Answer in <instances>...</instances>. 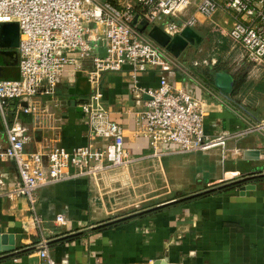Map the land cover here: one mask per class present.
<instances>
[{
  "label": "crops",
  "instance_id": "obj_1",
  "mask_svg": "<svg viewBox=\"0 0 264 264\" xmlns=\"http://www.w3.org/2000/svg\"><path fill=\"white\" fill-rule=\"evenodd\" d=\"M192 16L197 19L194 30L202 36L208 21L196 14L194 8L186 17ZM214 20L222 25L224 36L231 21L223 13H217ZM181 58L176 59V66L165 76L178 88L207 102L208 135H236L228 142L224 154L220 150L204 154V162L201 167H194L192 175V181L203 186L190 194L242 175L264 174V92L256 88L264 82L263 74L256 75L255 69H251L248 78L258 79L248 80L252 86L232 97L214 87L209 69L202 76ZM79 66L67 68L54 96L38 95L29 104L15 101L13 112L8 105L6 119L0 115L1 149L7 147V127L16 121L29 138L25 145L27 152L47 154L57 147L72 151L89 144L96 148L106 144L89 137L87 118L80 105L90 94L86 71L91 63L85 60ZM7 73L18 77L17 67ZM161 76L159 72H147L139 74L135 82L131 70L125 67L102 78L103 102L109 119L123 127L126 150L134 158H146L151 153L146 139L136 134V113L148 99L137 90L158 87ZM136 95L141 98L139 104ZM28 106L32 111L25 114L22 109ZM251 126L253 132L244 134ZM246 151L259 152V158L246 160ZM214 155L220 157L213 159ZM171 160L170 157L143 160L140 166L153 163L163 170L173 167ZM210 167L216 171H210ZM107 181L106 177L99 181L79 178L42 187L35 194L36 203L31 210L26 198L18 192L15 164L0 159V256L33 248L44 239L50 242L47 251L55 264H264V177L242 183L232 192L218 191L73 235L122 217L115 215L119 198L108 196L100 186ZM184 195L188 194L181 196ZM58 217L64 219V224L57 222ZM63 237L68 238L53 242ZM39 262L38 249L0 260V264Z\"/></svg>",
  "mask_w": 264,
  "mask_h": 264
},
{
  "label": "built area",
  "instance_id": "obj_2",
  "mask_svg": "<svg viewBox=\"0 0 264 264\" xmlns=\"http://www.w3.org/2000/svg\"><path fill=\"white\" fill-rule=\"evenodd\" d=\"M191 8L221 33L223 27L214 17L223 13L231 21L225 37L264 74V0H0V22H16L20 29L18 77L0 78L2 118L6 119L11 100L29 104L38 95L54 96L67 68H80L88 60L90 94L80 108L87 118L90 139L106 143L101 148L89 144L72 151L57 147L47 154L27 152L29 138L22 124L16 121L8 126L7 147L0 148V159L15 164L18 192L31 210L36 192L45 186L79 178L99 181L143 160L213 150L225 153L236 135L206 133L207 102L172 84L165 75L172 72L176 59L147 33L131 26L134 16L140 15L149 28L159 26L174 37L186 27H196L197 19L186 17ZM125 67L135 82L139 74L163 75L158 87L137 90L148 98L136 113V134L146 139L151 152L146 158H134L126 150L124 129L110 121L103 102V75ZM136 99L141 103L140 96ZM29 107L22 111L30 113ZM253 130L248 127L244 134ZM56 220L64 224L62 217ZM46 243L43 239L38 244L39 264H55Z\"/></svg>",
  "mask_w": 264,
  "mask_h": 264
},
{
  "label": "rangeland",
  "instance_id": "obj_3",
  "mask_svg": "<svg viewBox=\"0 0 264 264\" xmlns=\"http://www.w3.org/2000/svg\"><path fill=\"white\" fill-rule=\"evenodd\" d=\"M201 32L204 40L199 50L190 48L181 58L190 63L191 68L195 69L197 73L202 76L205 75L211 62L213 68L227 70L231 74H236L238 71L250 67L255 69L256 75H259L260 70L252 67L251 63L245 60L243 52L234 48L225 35L223 36L221 32L215 31L209 21L208 26ZM222 37L225 38L222 39ZM260 73L262 72L260 71ZM256 77L250 76L247 80L256 81L258 79ZM208 153L170 156L173 167H167L163 170L159 167L156 168L153 163L116 170L108 174L106 177L108 181L100 186L108 196L114 195L116 199L119 198L116 201L119 205L116 207L115 213L117 214L115 215L132 214L170 201L172 198L175 199L176 196L190 194V192L201 188L203 184L193 182L192 175L194 174V167H201L204 162L203 158L206 157L204 154ZM219 157L214 155L213 159ZM188 164L192 165V168L188 169ZM178 166H181V168ZM209 170L216 171L212 167Z\"/></svg>",
  "mask_w": 264,
  "mask_h": 264
},
{
  "label": "water",
  "instance_id": "obj_4",
  "mask_svg": "<svg viewBox=\"0 0 264 264\" xmlns=\"http://www.w3.org/2000/svg\"><path fill=\"white\" fill-rule=\"evenodd\" d=\"M131 26L134 27L140 33H147V36L158 46L164 48L168 54H170L175 59H180L185 52L190 48H199L200 45L203 43L204 38L194 29L186 27L184 28L180 34L171 37L166 34L161 27L153 26L149 28V24L146 20L142 19L140 15H135L133 21L131 22ZM20 43V29L19 25L16 22H0V70L2 68H14L18 65V55H17V48L19 47ZM209 70L211 71V80L214 87L221 92L223 95H230L232 94L233 87H234V79L233 77L228 74L227 72H214L212 63L210 62ZM11 105L10 112L14 111L15 101H9ZM26 104L23 103V106ZM260 153L257 151H246L244 153V158L248 159H258ZM264 177V174L260 173H250L247 175H242L241 177L234 179L229 182H223L217 185H212L204 190L194 192L188 195L181 196L176 199H172L170 201L160 203L153 207L146 208L144 210L128 214L105 223L99 224L95 227H91L87 230L81 231L79 233L73 234H85L88 232H92L94 230L111 226L117 223L125 222L131 220L133 218L149 214L152 212H156L162 209H166L187 201H191L211 193H215L226 189L231 186L240 185L245 182H249L251 180ZM71 235V236H73ZM69 237V236H68ZM68 237H63L57 239L53 242L59 240H65ZM50 242L47 243L48 246ZM39 245H35L33 248L24 249L22 251H17L11 254H6L0 256V260L6 259L8 257L14 256L21 252H26L31 249H38Z\"/></svg>",
  "mask_w": 264,
  "mask_h": 264
},
{
  "label": "trees",
  "instance_id": "obj_5",
  "mask_svg": "<svg viewBox=\"0 0 264 264\" xmlns=\"http://www.w3.org/2000/svg\"><path fill=\"white\" fill-rule=\"evenodd\" d=\"M233 45V44H232ZM233 47L234 48H236V49H238L237 47H235L234 45H233ZM241 51V50H240ZM243 56H244V54H243ZM244 58H245V56H244ZM245 60H247L246 58H245ZM252 67H254V68H256L257 69V67H255L254 65H252V64H250ZM14 69V68H13ZM13 69H11V68H9V69H1L0 70V78L1 79H17V77L16 78H14L13 76H11L9 73H7V70H10V71H13ZM251 70V68L250 67H247V68H245V69H243L242 71H238L236 74H231L229 71H227V70H222V69H215V68H213V71L214 72H227V73H229V74H231V76L233 77V79H234V87H233V91H232V97L233 96H235V95H237V94H239L242 90L244 91V90H246V89H249L251 86H252V84L251 83H249L248 82V74H249V71ZM259 70V69H258ZM259 73H260V71H259ZM206 74V73H205ZM263 79H264V74H263ZM211 82H212V80H211ZM256 88L257 89H261L260 91H262V92H264V82L263 83H261V84H258L257 86H256ZM239 185H235V186H231V187H229V188H227V189H224V190H222V191H220V192H232V191H234L237 187H238ZM219 192V193H220ZM218 193V192H217ZM207 196V195H206ZM204 197V196H203ZM200 198H202V197H200ZM151 214V213H150Z\"/></svg>",
  "mask_w": 264,
  "mask_h": 264
}]
</instances>
